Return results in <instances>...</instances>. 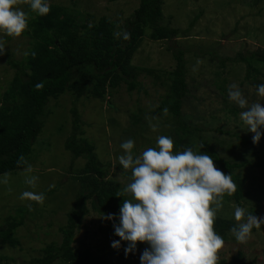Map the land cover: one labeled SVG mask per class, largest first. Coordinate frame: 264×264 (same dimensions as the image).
<instances>
[{"label":"rangeland","instance_id":"1","mask_svg":"<svg viewBox=\"0 0 264 264\" xmlns=\"http://www.w3.org/2000/svg\"><path fill=\"white\" fill-rule=\"evenodd\" d=\"M162 1L164 25L185 30L198 16L187 37L176 40L180 47L189 49L185 54L188 96L182 104L183 119L203 129L200 134L215 147L222 159L232 161L237 158V152L238 157L254 164L259 163L263 167L253 166V169L237 171L246 178L243 198L240 204H236L231 199L232 195L225 194L223 207L217 212L216 218L237 224L233 216L236 206L246 208L258 217H264V140L260 139L254 144V155L247 151L248 148L240 145L239 140L217 131L222 126L223 131L236 132L240 138H252L254 135L247 130L241 119L240 124L225 121L222 119L224 113H217L224 105L239 108L229 100L227 89L232 83L240 86L244 76V65L229 61L222 64L219 60L231 58L237 52L249 54L264 49V4L253 6V0ZM49 4H57L67 10L77 24L90 25L100 17L121 23L137 8L138 3L137 0H49ZM25 5V0H20L18 7L24 11ZM0 38L5 41V53L14 62L24 59L29 48L27 37L0 33ZM166 47L163 43L145 40L132 65L160 72L158 74L172 71L174 61ZM208 51L212 52L213 57L208 55ZM13 74L14 69L8 64L7 58L0 55V84L5 83V80L10 81ZM163 79L162 77L161 80ZM140 80L146 95L128 93L126 87L121 86L116 91H106L103 102L94 99L75 100L69 93L62 94L57 99H49L47 108L50 113L33 144L27 165H31L33 174L39 177L34 191L46 192L51 188L56 191L51 197L46 196L42 205L27 199L21 200L19 197L23 191L32 190L23 182V170L7 173L8 183L0 184V219L13 207L29 206L30 209L23 225L16 231L18 244L14 247L0 246V255L13 257L21 264L40 257L41 250L48 244L60 242L58 230L66 223V214L72 209L78 190V183L72 177L84 165L83 158L74 160L64 148L66 140L72 134L73 109L80 121L76 138H86L94 146L97 158L101 162L110 163L111 177L122 183L124 179L113 170L118 157L123 154L121 143L133 137V152L140 155L147 148L156 147L157 137L163 135L162 131L167 133L170 130L169 123L164 125L170 116L156 109L164 88L151 77H141ZM247 84L245 82L240 88L249 103H264V98L259 97ZM134 113L142 120L136 126L130 121V116ZM260 131H264V128ZM187 147L199 151L197 142ZM214 165L218 168L216 163ZM220 170L225 173L223 169ZM100 227L102 232L99 231ZM74 239L76 245L84 242L95 258L109 264H140V254L148 247L147 243L137 242L135 253L125 256L123 241V249L111 246L113 241L120 239L114 234L113 225L106 224L100 216L93 213L82 222ZM238 252L243 255L242 264H264V225L261 229L253 228L250 237L243 243L237 241L231 232L227 233L224 244L217 253L218 262L233 264V258L237 257Z\"/></svg>","mask_w":264,"mask_h":264},{"label":"trees","instance_id":"2","mask_svg":"<svg viewBox=\"0 0 264 264\" xmlns=\"http://www.w3.org/2000/svg\"><path fill=\"white\" fill-rule=\"evenodd\" d=\"M252 2L253 6L264 4V0ZM137 3V8L121 23L100 17L88 25L77 24L73 15L57 4H50L49 13L41 16L33 12L26 2L24 12L28 14L29 21L27 29L21 35L29 39L27 54L22 61L14 62L8 53H4L14 74L10 81L5 80V83L0 84V175L23 170L27 166L33 144L50 113L47 108L49 99H57L60 95L69 93L75 100L94 99L103 102L106 91H116L121 86H125L128 93L146 95L140 78L151 77L164 88L156 109L170 116L164 123L170 124V130L162 133L172 138L174 151H182L191 143L197 142L198 152L212 156L218 169H223L225 174L232 176L237 188L231 194V199L240 204L246 178L237 171L253 169V166L263 167L259 163L254 164L238 157L237 152V158L232 161L222 159L215 147L200 134L203 129L186 122L181 114L183 101L188 96L185 54L189 49L180 47L176 40L187 37L198 16L189 23L188 28L180 30L163 24L162 0H137ZM124 32L130 34L129 39L123 38ZM116 33L120 35L117 36ZM147 39L167 46L166 50L174 61L172 71L158 74L160 72L132 65L139 48ZM207 53L213 57L212 52ZM226 61L244 65L241 87L247 82L254 92L257 85L264 83V49L249 54L237 52L231 58L219 60L222 64ZM38 83L43 84L41 89L36 88ZM218 112L224 113L222 119L225 121L241 122L239 108L224 105ZM72 115V134L66 140L64 148L74 160H84L83 167L72 177L78 183L72 209L66 214V223L58 230L60 242L48 244L41 250L40 257L21 264H109L95 258L84 242L76 245L74 237L82 222L92 213L100 216L108 225L118 223V220L110 221L102 215L118 216L123 199L130 198L122 189L131 182V169H123L118 161L113 170L120 174L124 182L114 180L109 171L110 163L101 162L97 158L94 146L86 138H76L80 121L74 109ZM130 121L133 126L142 122L137 113L130 116ZM217 131L239 140L240 145L255 155L256 146L251 137L240 138L236 132L223 131L222 126ZM261 139L264 140V135ZM21 157L23 162H20ZM55 191L56 189H49L44 192L45 197H51ZM29 209V206L10 208L9 213L3 216L4 220L0 219V246L14 247L18 244L16 231L23 225ZM233 226V222L221 218H216L213 225L215 232L224 241L225 235ZM99 231L102 232L103 229L100 227ZM126 244L123 241L124 248ZM243 261L242 253L238 252L232 263L242 264ZM0 264L19 263L13 257L0 255ZM217 264L225 262L219 261Z\"/></svg>","mask_w":264,"mask_h":264},{"label":"clouds","instance_id":"3","mask_svg":"<svg viewBox=\"0 0 264 264\" xmlns=\"http://www.w3.org/2000/svg\"><path fill=\"white\" fill-rule=\"evenodd\" d=\"M25 2L37 15H47L50 11L49 0ZM19 3L20 0H0V33L19 37L27 29L29 17L18 7ZM129 36L123 33L125 40ZM5 49V41L0 38V55H4ZM42 87V83L36 85L37 89ZM256 92L264 98V83L257 85ZM227 95L242 110L240 119L254 133L252 142L257 144L264 135L260 131L264 128V103H249L236 83L228 86ZM120 147L123 154L118 157L119 165L125 170L131 169V182L122 192L130 198L123 199L118 216L102 215L110 221L118 220L113 228L120 239L111 246L118 249L121 241L127 242L124 248L127 256L135 253L137 242L147 243L148 247L140 254V264H217V253L224 240L213 225L223 207L224 195L236 191L232 176L215 167L212 156L207 153L192 147L174 151L173 140L168 136H158L156 147H149L140 155L134 154L131 139L122 142ZM22 175L24 184L32 190L23 191L19 198L42 205L45 193L34 191L39 177L33 174L32 166L27 165ZM7 183L8 174L0 175V184ZM233 216L238 223L230 232L241 243L247 241L253 228L261 229L264 225V217L240 206L234 208Z\"/></svg>","mask_w":264,"mask_h":264}]
</instances>
